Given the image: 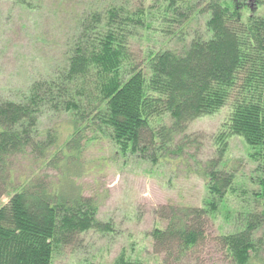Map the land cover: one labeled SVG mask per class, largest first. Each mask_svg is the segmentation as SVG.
Wrapping results in <instances>:
<instances>
[{"label":"trees","instance_id":"obj_1","mask_svg":"<svg viewBox=\"0 0 264 264\" xmlns=\"http://www.w3.org/2000/svg\"><path fill=\"white\" fill-rule=\"evenodd\" d=\"M248 2L255 13L264 10V0L202 3L198 14L206 18L204 32L186 43L189 33L184 32L201 3L165 1L164 14H176L179 31L161 33L184 46L179 51L145 50L140 64L128 46L133 34L127 22H142L111 9L106 23L99 24L93 13L66 40L52 77L31 84L16 100L0 98V201L7 198L0 205V264H52L55 253L75 235L100 227L90 203L68 202L39 180L29 185L11 181L15 158L30 154L42 159L55 148L57 137L39 131L45 115L65 114L71 120L73 130L61 152L78 151L80 134L90 129L107 139L115 154L144 157L155 148L163 154L191 123L229 104L233 116L221 135L244 137L253 150L264 148V13L242 18ZM20 5L30 7L28 1ZM168 17L163 21L171 23ZM165 114L169 122L153 129L150 122ZM44 135L45 141H39L37 136ZM219 150L203 176L212 200L202 208L171 209L162 217L165 229L149 235L154 251L165 254L162 264L182 263L200 246L208 216L215 218L217 206L232 191L234 176L217 170L224 149ZM260 174L254 194L258 207L232 217L224 212V222L234 230L221 232L217 240L230 264H264V166ZM112 264L143 263L122 256Z\"/></svg>","mask_w":264,"mask_h":264},{"label":"rangeland","instance_id":"obj_2","mask_svg":"<svg viewBox=\"0 0 264 264\" xmlns=\"http://www.w3.org/2000/svg\"><path fill=\"white\" fill-rule=\"evenodd\" d=\"M22 1H28L30 7L21 6V0H0V98L16 100L31 84L52 77L61 65L66 40L78 33L79 21L93 13L99 24L106 23L105 14L111 9L142 22L141 26L127 22L133 34L128 46L139 64L145 50L179 51L184 46V42L161 33L179 31L174 24L176 14H164L167 0ZM185 1L201 3L193 10V20L184 32L189 33L187 43L194 33L204 32L206 18L198 12L207 0ZM248 4L242 18L255 13L253 2ZM263 13L261 9L255 15ZM167 17L171 23L163 21ZM231 112L228 104L194 121L183 135L174 137L163 154L155 148L144 157L115 154L110 142L90 129L80 134L78 151L61 152L73 130L71 120L65 114L41 118L39 131L57 137L55 148L44 152L42 159L30 154L15 158L11 181L29 185L39 180L68 202L86 201L95 208L94 217L100 224L99 229L75 235L55 253L52 264H112L122 256L133 262L162 264L165 254L154 251L149 235L155 229H165L167 221L162 217L171 209L202 208L212 200L203 176L207 165L215 161L216 149H224L217 170L234 176L232 191L217 206L215 218L208 216L204 241L178 264H230L217 240L221 232L234 230L232 224L224 222V212L229 211L232 217L258 207L254 194L259 190L257 182L264 166V148L253 150L244 137L221 135L226 131L222 127L233 116ZM168 122L165 114L150 125L156 129ZM37 138L45 141V135ZM6 201L3 197L0 205Z\"/></svg>","mask_w":264,"mask_h":264}]
</instances>
